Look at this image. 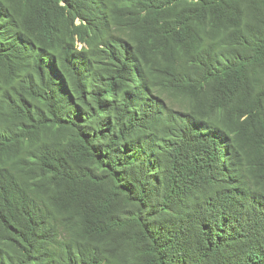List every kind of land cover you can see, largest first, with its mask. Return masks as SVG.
<instances>
[{"label":"trees","instance_id":"obj_1","mask_svg":"<svg viewBox=\"0 0 264 264\" xmlns=\"http://www.w3.org/2000/svg\"><path fill=\"white\" fill-rule=\"evenodd\" d=\"M0 264H264V0H0Z\"/></svg>","mask_w":264,"mask_h":264}]
</instances>
